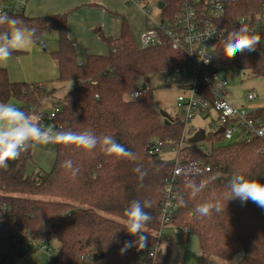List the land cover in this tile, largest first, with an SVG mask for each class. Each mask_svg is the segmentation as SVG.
Instances as JSON below:
<instances>
[{
  "label": "trees",
  "instance_id": "trees-1",
  "mask_svg": "<svg viewBox=\"0 0 264 264\" xmlns=\"http://www.w3.org/2000/svg\"><path fill=\"white\" fill-rule=\"evenodd\" d=\"M185 1L192 0H157L165 4L161 17L174 18ZM263 6L264 0H232L222 18L226 37L238 28L241 18L255 17ZM4 11L36 27L39 41L46 31L57 33L59 47L50 56L58 67L60 87L15 81L5 67H0V101H19L22 110L45 117L48 111L40 110L43 101L62 92L61 110L48 122L52 128L70 126L74 131L110 135L135 158L108 155L99 145L87 151L55 144L53 168L36 178L27 173L32 149L10 161L6 169H0V205L9 206L8 211L0 210V264H16L27 254L24 242L14 238V230L25 231L43 243L58 241V251L47 264H87L89 258L94 264H173L172 243L164 252L160 247L155 259L150 257L157 242L161 246V203L171 164L150 154L149 145L156 139L179 144L185 124L181 116H169L170 122H166L155 103L149 78L155 73L185 68V54L174 50L167 40L157 46L138 47L129 22L123 19L118 37L98 33L109 53L89 54L81 63L76 40L68 33L67 13L28 16L25 11ZM262 51L264 44L245 56H220L224 65L236 64L264 77ZM21 53L15 51L12 55ZM141 80L147 84L146 89ZM70 81L79 85L69 89ZM136 89L142 90V98L129 99ZM256 113L264 117V107ZM223 140L222 134L211 133L205 141L212 143L210 151L199 149L198 143H190L183 150L188 160L205 161L211 169L179 183L180 198L185 204L179 206L168 225L188 229L197 236L200 264H208L211 256L231 260L238 253H242L240 264H264V209L251 201L242 205L239 200L228 202L226 198V186L234 174L264 183V142ZM215 142L219 144L215 146ZM66 159H71L79 169L75 176L62 167ZM213 176L217 178L195 198L191 197L189 182L199 184ZM213 195L222 200L223 210L207 217L198 216L195 207ZM133 200H148L152 204L145 209L153 217L146 228L148 247L121 254L123 242L135 239L122 225L123 212Z\"/></svg>",
  "mask_w": 264,
  "mask_h": 264
},
{
  "label": "built area",
  "instance_id": "built-area-1",
  "mask_svg": "<svg viewBox=\"0 0 264 264\" xmlns=\"http://www.w3.org/2000/svg\"><path fill=\"white\" fill-rule=\"evenodd\" d=\"M29 0H0V10L21 12L25 11ZM135 5H139L140 0H129ZM232 0H192L185 1L178 14L172 19H165L160 16L154 19V25L149 26L141 34L142 47L147 48L157 46L167 40L174 50L181 51L186 56L188 67L193 69L194 80L191 84L184 87V94L177 99V105L180 107V116L185 124V130L180 141L185 144L179 148L177 158L170 163L169 177L164 185V199L161 203V223L162 229L167 226L173 216L178 211L180 199L179 183L187 180L192 176L203 174L210 171V165L205 161H190L184 155L183 150L190 144L186 140V126L196 117L211 119L209 124L216 129L223 131V139L228 142H252L254 140L264 142V117L256 113L258 108L252 105L236 107L227 97V83L221 77L218 67L214 64L219 61L223 64L220 50L227 34V28L223 23V16L226 6ZM143 6V5H141ZM147 16L150 15L151 9L146 5L143 6ZM247 25L252 31L261 34L264 39V6L260 13L255 17H243L238 22V28ZM211 34V36H209ZM249 52L238 55L245 56ZM186 66V67H187ZM79 85V82L72 83L71 87ZM133 93H139L133 99ZM143 96L140 89H136L129 95L131 100H139ZM258 98V94L249 91L246 95V102L253 103ZM61 98H59L51 111L44 117L43 114L37 115L45 127L50 126L52 121L61 110ZM205 131V130H204ZM198 132L195 126H191L189 133L191 137ZM211 133L205 131V140L199 142V149L205 150V141ZM165 143L159 139L151 141L149 153L158 155ZM38 176V175H37ZM36 178V176H34ZM168 189H171L169 192ZM0 210L8 211L9 206L0 205ZM189 233V230H185ZM15 239L24 242L26 253H35L39 259L47 255L51 257V244L43 243L34 239L29 233L20 230H14ZM159 242L150 252V257L156 258ZM152 253H155L153 256ZM84 258V256H82ZM48 263V262H47ZM46 263V264H47Z\"/></svg>",
  "mask_w": 264,
  "mask_h": 264
},
{
  "label": "rangeland",
  "instance_id": "rangeland-1",
  "mask_svg": "<svg viewBox=\"0 0 264 264\" xmlns=\"http://www.w3.org/2000/svg\"><path fill=\"white\" fill-rule=\"evenodd\" d=\"M32 1L33 0H30L29 4H31ZM126 3V8H121L125 11V14L119 11L106 13V25L111 28L112 19H122L123 16L121 15H127L135 42L138 47H142L140 39L141 34L149 26L154 25V19L160 18L161 9L158 8L157 0H140L139 5H135L129 0H126ZM141 5H146L147 8L149 7L151 9L149 16L146 15L145 9ZM91 6L89 5L90 8H94ZM85 8L86 7H82L79 12L90 10ZM26 14L29 16L46 15L40 14L35 10L33 11L30 8L26 10ZM81 18H83V20ZM100 18V12L90 13V11L83 13L82 16H80V13H74L72 16L69 15L68 29L72 32L73 37L77 39L76 46L78 52H82L80 57L83 54H87L88 51H92L90 54L99 55H107L109 53L108 45L100 39L98 28L95 26L96 21ZM81 21L87 22L82 23ZM103 31L105 33V30ZM38 43H41L44 49L40 48L37 45ZM38 43L28 50H23V52H26V54L22 52L23 56L12 55L7 62L0 64V67H5L7 69L9 77L12 80L37 83L39 85H45L46 88H59L60 84L57 80L59 74L57 76L56 63L50 56V53L57 50L59 47L58 35L53 30L46 31ZM214 64L218 67L221 77L227 83V97L233 105L236 107L252 105V107L256 108L257 106L255 105L264 102V77L256 76L248 70L241 69L236 64L224 65L219 61H216ZM193 80V69L188 66L181 70L152 74L149 78V86L154 91L157 107L174 119L180 116V107L177 105V99L180 95L184 94V87L191 84ZM143 83L144 82L141 80V84ZM249 91H254L258 94V98L253 101V103H248L246 102L247 100H245ZM59 98H62V92L56 93L52 98L45 99L40 108L41 112L51 111ZM9 103L20 107L19 101L11 100ZM210 121L211 119L196 117L191 124L186 126V140H189L192 136V134L189 133V129L192 125L195 126L198 131L204 129L207 134L215 133L216 129L209 124ZM223 143L229 142L223 140ZM218 144V142H215L214 145L217 146ZM54 145L55 144H51L32 149V158L27 164L28 174L37 176L38 174L49 172L53 168L56 159ZM204 145L207 151L211 150V142H206ZM184 146V143L181 145L173 143L165 144L158 153V157L164 162H174L177 158L179 148ZM160 240H162L160 241L162 250L163 243L167 245L170 242L173 243V264H200L201 251L199 240L196 235L167 225L161 232ZM59 246L58 241L51 242L52 255H56ZM237 256L242 257V253H238L231 260H223L222 258L211 256L208 264H229V261H232ZM48 259L49 257L47 255L43 256L42 259H39L38 256L34 258L32 255H27L23 260H18L16 264H19L21 261L22 263H27L30 262V260H33L34 264L35 262L36 264H46ZM138 263H140V261H138ZM87 264L94 263L92 259L89 258Z\"/></svg>",
  "mask_w": 264,
  "mask_h": 264
},
{
  "label": "clouds",
  "instance_id": "clouds-1",
  "mask_svg": "<svg viewBox=\"0 0 264 264\" xmlns=\"http://www.w3.org/2000/svg\"><path fill=\"white\" fill-rule=\"evenodd\" d=\"M38 29L28 26L21 20L10 16L7 12L0 10V64L5 63L12 56L13 52L28 50L39 42L37 36ZM211 36V34H209ZM264 44V39L258 32L252 31L247 25L234 28L223 42L220 53L232 59L237 54L245 52H255L257 47ZM264 57V51L261 52ZM72 86L70 81L69 89ZM139 93H133V99ZM51 144L74 146L77 149L91 151L98 145L108 155L118 157L135 158L134 153L118 143L112 136H97L92 130L74 131L70 126L59 129L45 127L41 123L40 117L22 110L12 103L0 102V169H6L10 161L17 160L23 153L30 149L43 147ZM62 167L71 171L75 176L79 169L74 167L71 159H66ZM201 180L199 184L189 182L187 188L190 189L191 197L195 198L211 180ZM227 201L239 200L242 205L248 201L253 202L261 209H264V183L258 180L247 179L242 174H234L226 186ZM170 192L171 189H168ZM185 201L180 198L178 206H183ZM152 206L151 201L133 200L127 207L122 221L123 228L134 240H126L119 249L121 254H125L130 249L135 248L141 251L148 247L149 233L146 231L147 225L153 217L145 211ZM223 210L222 200L215 195L211 199L198 204L194 211L200 217H207L213 212L220 213ZM167 244L163 243V252ZM154 256L155 253H152ZM240 256H237L229 264H240Z\"/></svg>",
  "mask_w": 264,
  "mask_h": 264
},
{
  "label": "crops",
  "instance_id": "crops-1",
  "mask_svg": "<svg viewBox=\"0 0 264 264\" xmlns=\"http://www.w3.org/2000/svg\"><path fill=\"white\" fill-rule=\"evenodd\" d=\"M29 2H30V0L28 1L27 6L25 8V13H26V10L28 8H30L33 11L34 10L38 11L40 14H46L43 16L54 15V14H59V13H67L68 14V27H69V15L72 16V15H74V13H80V16H82L83 13H87L89 11H90V13L100 12L101 18L98 21H96L95 26H96V28H98L97 29L98 33L100 31L104 33L103 30H105V33L107 36L118 37L120 35L121 24H122L123 19H127V21L130 24V21H129L127 15H121V16H123V18L121 17L122 19H120V18H117V20L112 19L111 28L107 27V25H106V22H107L106 13L119 11V12H122L123 14H125L124 13L125 11H123V9H121V8H123V7L126 8V5H127L126 0H33L31 4H29ZM89 5L90 6L92 5L91 7H94V8H90ZM82 7H86L85 9H90V10H86L84 12H79ZM94 9H99V10H94ZM81 19L83 20V18H81ZM81 22L85 23L87 21H81ZM130 27H131V24H130ZM102 28H103V30H102ZM68 33H69V36L71 38H74L75 40H77L76 37H73L72 32L69 29H68ZM76 43H77V41H76ZM76 50H77L78 60L81 63H83L86 60L87 55H89L90 52H92V51H88L87 54H85V55L83 54L80 57V54H82V52L81 53L78 52L77 46H76ZM21 51L23 52V50H21ZM23 53L26 54L25 51ZM23 53L18 54L16 56H19V55L23 56ZM32 55H33V53H32ZM56 67H57V65H56ZM58 74H59V71H58V67H57V76H58ZM43 86H45V85H43ZM255 106H257L256 108L264 107V102L260 103L258 105H255ZM170 243H172V242H170ZM27 255H32L34 258H36L35 253H27L25 256H27ZM25 256L23 258H25ZM23 258L21 260H23ZM33 260H30V262H27V263H22V261H21L19 264H34ZM35 264H36V262H35Z\"/></svg>",
  "mask_w": 264,
  "mask_h": 264
},
{
  "label": "water",
  "instance_id": "water-1",
  "mask_svg": "<svg viewBox=\"0 0 264 264\" xmlns=\"http://www.w3.org/2000/svg\"><path fill=\"white\" fill-rule=\"evenodd\" d=\"M164 7H165V4L163 2H158V8L159 9L163 10ZM37 45L40 48L44 49V47L41 43H38ZM142 87H143V89H146L147 84L143 83ZM162 114H163V117L165 118L166 122H170L169 115L165 112H162ZM222 131H223V128H220L217 133H220ZM204 140H205V131H204V129H202V130H199L198 132H196L195 135L189 139V143L196 144V143L202 142Z\"/></svg>",
  "mask_w": 264,
  "mask_h": 264
}]
</instances>
